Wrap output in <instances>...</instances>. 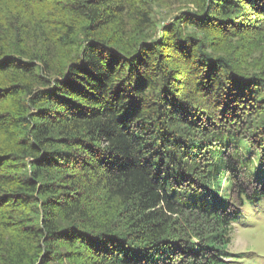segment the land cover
I'll return each instance as SVG.
<instances>
[{"label": "trees", "instance_id": "obj_1", "mask_svg": "<svg viewBox=\"0 0 264 264\" xmlns=\"http://www.w3.org/2000/svg\"><path fill=\"white\" fill-rule=\"evenodd\" d=\"M179 1L152 39L163 0H0V264L228 258L264 200V0Z\"/></svg>", "mask_w": 264, "mask_h": 264}, {"label": "rangeland", "instance_id": "obj_2", "mask_svg": "<svg viewBox=\"0 0 264 264\" xmlns=\"http://www.w3.org/2000/svg\"><path fill=\"white\" fill-rule=\"evenodd\" d=\"M163 1L153 4V18L156 26L152 31V39L158 38L167 25L178 23V18L184 11L194 10L193 5L179 0ZM182 25L185 34L201 37L194 27ZM252 51L248 52L249 54L243 52L244 60L250 69L254 68L257 60L262 58V53L258 49ZM254 159L257 157L255 156ZM230 192V185L226 184L225 193L229 195ZM242 211L239 221L232 229L228 258H225L224 263L219 264H264V200L256 204H246Z\"/></svg>", "mask_w": 264, "mask_h": 264}, {"label": "water", "instance_id": "obj_3", "mask_svg": "<svg viewBox=\"0 0 264 264\" xmlns=\"http://www.w3.org/2000/svg\"><path fill=\"white\" fill-rule=\"evenodd\" d=\"M225 260V259H224Z\"/></svg>", "mask_w": 264, "mask_h": 264}]
</instances>
